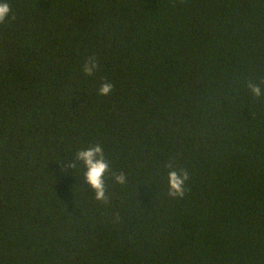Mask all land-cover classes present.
I'll return each mask as SVG.
<instances>
[{
	"label": "trees",
	"instance_id": "obj_1",
	"mask_svg": "<svg viewBox=\"0 0 264 264\" xmlns=\"http://www.w3.org/2000/svg\"><path fill=\"white\" fill-rule=\"evenodd\" d=\"M3 2L0 264H264V0Z\"/></svg>",
	"mask_w": 264,
	"mask_h": 264
},
{
	"label": "clouds",
	"instance_id": "obj_2",
	"mask_svg": "<svg viewBox=\"0 0 264 264\" xmlns=\"http://www.w3.org/2000/svg\"><path fill=\"white\" fill-rule=\"evenodd\" d=\"M11 17L10 5L0 0V24H5L6 20ZM98 71V64L95 58H89L83 64L85 76L91 77ZM113 84L105 80L98 90V95L108 96L113 91ZM249 89L254 97L259 98L262 95L261 88L254 84H249ZM76 159L82 161L86 169L85 182L94 191L95 199L99 202L107 203L105 195V174L109 170V164L105 160L103 150L99 144L77 153ZM75 167V164L72 165ZM171 167V164L169 165ZM168 196L173 199H183L186 193L185 185L189 182V174L186 170L181 169L179 172L172 170L168 174ZM118 184L125 183L123 174L115 176Z\"/></svg>",
	"mask_w": 264,
	"mask_h": 264
}]
</instances>
